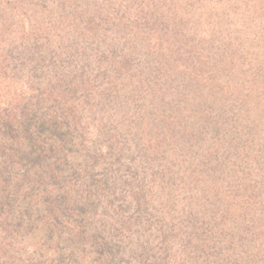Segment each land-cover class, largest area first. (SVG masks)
I'll return each instance as SVG.
<instances>
[{"label": "trees", "instance_id": "1", "mask_svg": "<svg viewBox=\"0 0 264 264\" xmlns=\"http://www.w3.org/2000/svg\"><path fill=\"white\" fill-rule=\"evenodd\" d=\"M56 3L19 31L0 19V264H39L30 238L23 236L34 238L44 229L51 245L71 229L61 220L54 195L45 209L38 208L35 190L25 187L40 179L37 173L32 178L35 167H44L43 161L57 159L68 147L64 138L51 143L53 128L70 119L79 126L82 112L101 109L103 119L109 115L111 120L107 150L110 145L119 150L114 133L131 125V97L139 90L155 99L149 116L138 121L142 161L131 183L136 185L132 199L144 208L154 193L164 195L162 216L148 225L153 234L143 250L165 247L174 264H264V0ZM21 34L32 46L20 55L32 52L25 63H40L45 73L48 65L59 77L43 90L26 91L30 83L11 70L9 48ZM76 61L84 62L82 73H90L92 65L103 70L97 80L78 77L70 70ZM76 94L82 95L81 103L73 105ZM93 95L103 106L93 104ZM44 96L72 107L64 115L66 122L52 125L46 112L30 106L29 97L43 102ZM155 110L159 115L152 118ZM105 152L99 151L92 162L102 161ZM159 155L170 176L165 188L147 180L146 171L157 168L153 157ZM21 166L28 171L19 173ZM46 169L56 182L63 181L51 165ZM181 186L191 195L187 218L177 219L184 211L182 196L172 192ZM20 199L27 204L22 211L16 206ZM68 211L69 220L79 214ZM21 215L28 219L26 225ZM145 218L137 222L144 224ZM89 224L85 220L74 227L73 245L89 239ZM137 224L131 219L117 229L130 234ZM80 260L77 256L75 264ZM102 264L108 263L103 259Z\"/></svg>", "mask_w": 264, "mask_h": 264}, {"label": "rangeland", "instance_id": "2", "mask_svg": "<svg viewBox=\"0 0 264 264\" xmlns=\"http://www.w3.org/2000/svg\"><path fill=\"white\" fill-rule=\"evenodd\" d=\"M56 2L57 0H0V19L7 20L12 28L13 25L19 27V31L22 30L23 24L30 27L31 20L34 19L36 14L38 20L43 18L45 8ZM56 4L59 8L64 7V4ZM11 33L12 30L9 31L8 35ZM20 37H13L14 41L12 43L14 45L9 48V50H12L11 70H13V73H18L17 77L24 80V83H30V86H25L26 91L31 93V89L43 90L51 81H56L59 77L56 76V72H51L48 65L45 67V73L41 69L40 63L37 65L25 63L30 55L32 57V52L27 55L28 57H21L20 55L24 51L30 50L32 46L29 47L30 41L22 39L23 34ZM42 45L44 44L42 43ZM44 46L47 47L49 44ZM43 49L40 51H43ZM83 63L77 62L70 70H75L74 73L78 77L84 76L91 78V80H97V74L103 70L100 68L102 66L92 65L88 68L90 73H82L79 69L84 65ZM17 77H13V80H17ZM130 92L129 90L128 98H130ZM108 93L111 94L112 91L109 89L107 90ZM122 97L124 99L126 95L123 94ZM29 98L30 106L33 105L34 108L39 106L38 111L46 112L52 125L56 121L63 122L65 120L64 115L69 109H72L69 104L62 102L61 99L56 101V98L44 96L43 102H41L38 97ZM80 98H82V95L76 94L75 101L72 104L81 103ZM83 98L86 99V96H83ZM131 99L134 105L131 113V125H121L114 133L117 137L116 143L121 142L122 145L119 150L117 147L113 149L111 145L110 150H107L110 135L106 134V130L110 127L111 120L109 115L103 119L101 109L93 108L88 109L89 113L82 112L81 116L79 115L82 122L79 126L70 119L66 124L53 128L52 133H50L52 144L57 145L58 139L64 138L68 140V147L62 151L61 156H58L57 159L50 158L43 161L44 167H35L32 178L37 173L40 174V179H35V183H27L25 187L31 189V191L35 190L38 200L34 206L38 208L45 209L46 201L51 195H54V200L58 201V206L62 209L59 213L61 220H64V224L71 227V229L70 231L67 230L66 233H62L61 236H56L58 238L51 245L48 243L49 236L44 229L37 233L34 238L27 235L23 236V238H30L29 241L35 247L33 260L38 261L39 264H75L77 256H80L81 264H102L103 259L108 264H153L155 257L158 258V261L154 264H174L173 260L175 258L172 259L167 254L165 247L162 248L156 244L155 250L151 251L150 249L146 252L143 250L149 244V238L153 234L150 232L151 228L148 225L156 223V218L162 216L163 205H161V201L164 195L154 193L148 198L149 201L144 208L132 199V195L136 192V185L131 183L134 182V179H137L142 161V146L138 137L139 122L145 114L148 113L149 116V111L153 110L150 103L155 98L151 94H143L139 90L132 94ZM92 100L93 104L97 105L96 107L103 106V100L98 96L93 95ZM106 103L110 104L109 102ZM112 111L115 112V110ZM151 113L152 118H157V115H159L158 110L150 112V115ZM153 114L155 115L153 116ZM102 149H106L107 157L102 161L96 158L95 163H93L95 155ZM113 150L114 154H112ZM153 160L154 167L157 168L149 167V170L146 171L147 180L151 181L150 185L157 180L160 187L163 188L164 184L170 180L166 168L167 164L161 155L154 156ZM50 165L52 170L59 171L62 182H56L52 179L50 176L52 172H48L46 169ZM24 171H28V168L21 166L18 172L22 173ZM86 171H89V173ZM172 193L175 196H182L181 200L184 208V211L180 212L179 210L180 214H176V218H187L188 209L185 207L186 201L191 195L190 190L181 186L177 192L173 190ZM183 197L185 200H183ZM87 202H89L90 208L84 207V203ZM26 205L22 199L16 200V206L21 211ZM69 208L79 213L74 215L72 220L65 218V215H68ZM139 217H146L144 224L137 222ZM131 219L133 223L139 225L132 227L130 234L125 231L118 232L117 225ZM19 220L24 221L25 225L28 223V219L24 215H21ZM85 220L91 224L88 227L89 239L73 245L71 231H74V227ZM74 256L75 259L72 258Z\"/></svg>", "mask_w": 264, "mask_h": 264}]
</instances>
